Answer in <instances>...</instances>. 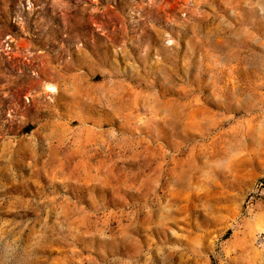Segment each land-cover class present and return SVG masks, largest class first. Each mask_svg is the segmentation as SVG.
Here are the masks:
<instances>
[{"label": "rangeland", "instance_id": "obj_1", "mask_svg": "<svg viewBox=\"0 0 264 264\" xmlns=\"http://www.w3.org/2000/svg\"><path fill=\"white\" fill-rule=\"evenodd\" d=\"M0 264H264V0H0Z\"/></svg>", "mask_w": 264, "mask_h": 264}]
</instances>
